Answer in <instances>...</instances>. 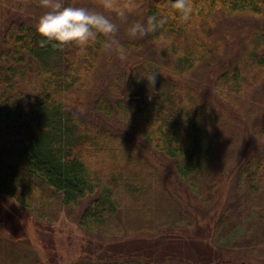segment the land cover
Returning <instances> with one entry per match:
<instances>
[{"label":"trees","instance_id":"obj_1","mask_svg":"<svg viewBox=\"0 0 264 264\" xmlns=\"http://www.w3.org/2000/svg\"><path fill=\"white\" fill-rule=\"evenodd\" d=\"M167 6L139 0L138 19ZM193 7L190 19L177 14L147 36L119 27L121 56L103 37L85 53L41 45V0H0V21L19 13L0 37V217L11 232H0V264H42L21 207L49 255L62 217L110 240L87 241L72 264H264L224 239L243 228L245 247L264 244V0ZM234 174V201L212 232L198 231L211 242L167 234L194 225L193 202L219 211L215 196ZM203 213L211 221L217 212Z\"/></svg>","mask_w":264,"mask_h":264},{"label":"clouds","instance_id":"obj_2","mask_svg":"<svg viewBox=\"0 0 264 264\" xmlns=\"http://www.w3.org/2000/svg\"><path fill=\"white\" fill-rule=\"evenodd\" d=\"M41 4L45 10L36 23L37 32L42 37L41 45L75 47L80 53H85L103 37L105 46L122 56L124 45L117 37L120 28L114 18L126 21L135 13L139 0H100L99 8L80 6L71 0H41ZM193 12V0H168L164 14L150 15L146 22L136 20L127 31L133 38L147 36L163 28L169 18L179 14L180 18L188 20ZM158 40L161 46L172 44V40L163 32Z\"/></svg>","mask_w":264,"mask_h":264},{"label":"rangeland","instance_id":"obj_3","mask_svg":"<svg viewBox=\"0 0 264 264\" xmlns=\"http://www.w3.org/2000/svg\"><path fill=\"white\" fill-rule=\"evenodd\" d=\"M35 8L36 7H34V6L27 5L26 11L31 12ZM90 8H94V7H90ZM12 16L13 15L10 14L9 10H5L3 12V17H2V20L0 21V37H1V32L5 28L7 22L10 21L11 19H13L14 17L17 18L19 16V13L14 15V17H12ZM114 19H115V21L119 27H122V29H128V27L131 25V23H133L136 20H139L138 19V11H136L134 14L130 15L126 21L120 20L118 18H114ZM232 22L233 21H230L229 23L231 24ZM236 24H238V23L236 22ZM233 28H235V27L233 26ZM0 46H1V44H0ZM249 132L252 133V130L249 129ZM3 136H4L3 132H1V130H0V143L2 141L5 142L6 137H3ZM248 140H250V138H246L241 143L242 144L241 149H244L246 147ZM252 145L253 146L255 145V139H253ZM233 168H235V167L233 166ZM234 176H235V174L230 175L229 177L226 178V180L223 183L222 187L220 188L219 192L215 196V201H218V202L222 201V207H220L219 211L213 210L212 207H214L213 206L214 203L199 205V203L193 202V204H192L193 206H191V207H192V211L195 215L194 225L189 227L187 224H184L181 227H174V228L168 227L166 229L167 234L174 235L175 233H177V235L179 237H182L185 239L193 238V239H200V240H209V242H211L212 238H213L212 233L208 234V232H207L206 234L199 237L198 231H200L201 225L205 229H207L206 225H210L211 230L209 232H212V226L214 227L216 220L219 218V216L222 212L223 206L227 203L234 201V199H235ZM170 184L172 185L174 190H176L174 178H171ZM207 210H208L209 216L211 214L213 215L217 212L216 216L214 217L213 220L211 219V221H208L207 217H205V218L203 217L204 216L203 212H206ZM1 211L5 212L6 210L1 208ZM20 212H21L23 221L28 222L27 224L25 223V225L27 226V229L29 231L28 235H29V238L31 240L32 246L35 247V249L37 250L38 254L40 255V257L42 259V264H72L73 261L80 258V256L82 255L80 252L81 249H83L82 245H84V243H86L87 241H88V243H90L91 241H95L96 239L102 240L103 242H107V243L110 241L109 239L104 240V238H102V237H97L95 235L88 234L86 231L81 229L76 223L71 222L66 217H62L59 222L52 225L53 233L56 236V239L58 242L57 253H53L52 255H49L48 253H50V251H47L44 248L43 244L41 243L42 241L38 237V236L43 237V235H42V231L40 229H38L37 225L35 224V221H34L35 217L33 216V214L30 211H27L26 209L24 211L23 207L20 208ZM2 215H4V214H2ZM5 217H3V216L0 217L2 219V220H0V232L4 235L8 236L11 232L6 229V225L8 222L5 221ZM8 226L13 228V226H11V224H8ZM15 226H16V224H15ZM134 236L126 237V239L133 237V239L140 240L139 236H136V237H134ZM245 236L246 235H245V231L243 230V228H239V229L237 228L234 231H232L228 237H226L224 239H227L226 243H228V245L237 246V248L240 250L247 251L248 253H250L252 255L264 258V244L260 245L258 247L257 250L259 252H252L249 248L245 247V240H246ZM187 250H188V248L185 247V251H187ZM52 258L54 260H52ZM254 259L255 258L253 257L252 260H254ZM51 261H55V262H51Z\"/></svg>","mask_w":264,"mask_h":264}]
</instances>
